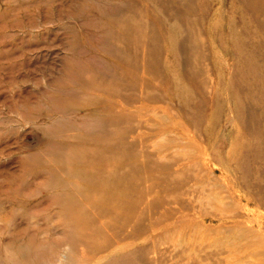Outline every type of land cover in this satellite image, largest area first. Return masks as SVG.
I'll return each instance as SVG.
<instances>
[{
	"label": "rangeland",
	"instance_id": "obj_1",
	"mask_svg": "<svg viewBox=\"0 0 264 264\" xmlns=\"http://www.w3.org/2000/svg\"><path fill=\"white\" fill-rule=\"evenodd\" d=\"M255 1L254 15L244 0H0V264H110L135 249L111 234L116 223L131 231L109 200L107 161L125 153L132 167L157 157L184 169L207 214L177 238L190 256L213 250L220 264H264V208L253 193L264 186V3ZM125 14L144 26L137 69L120 61L114 41ZM190 57L201 72L188 71ZM117 73L136 83L130 98L113 101L107 90L86 106ZM118 101L138 119L121 153L108 136L111 112L124 115ZM250 114L256 135L247 131ZM67 152L86 165L67 164L60 179ZM95 227L105 234L99 255L76 243L81 228Z\"/></svg>",
	"mask_w": 264,
	"mask_h": 264
},
{
	"label": "bare ground",
	"instance_id": "obj_2",
	"mask_svg": "<svg viewBox=\"0 0 264 264\" xmlns=\"http://www.w3.org/2000/svg\"><path fill=\"white\" fill-rule=\"evenodd\" d=\"M263 1L261 0L262 3H264ZM244 2L248 5V8L251 9V12L254 15L260 11V6L257 1L244 0ZM117 21L116 24L120 27L121 32L114 37V41H117L118 46L121 47L119 48V59L125 65L127 64L134 69H137L139 65L137 62L138 47H141L146 41L144 26L142 23L140 24L139 19L134 14H125L118 18ZM132 34L136 35L134 38L135 47L133 51L129 48ZM190 34L192 36L191 40L193 41V38L195 39L196 34H198L197 28L192 27ZM189 48L191 49V47ZM196 52H198V49L193 45V55H195ZM187 67L191 74L193 72L202 71L198 63L192 65L191 57L188 60ZM117 74L112 77L110 81L111 84H106V88H101L99 85L96 87L98 94L89 95L86 98V106L91 103L95 104L94 102H96L100 96L103 97L105 94L104 92L107 90L111 93L110 99L114 101L115 96H122V94L124 95L127 91H130L128 94H131V92L136 89V83L131 80L133 85V87H131L129 85L131 81L127 80V76ZM128 94H125L127 97L124 96V101L130 98L128 97ZM92 98L93 100L89 102ZM119 104L120 101L115 104L118 105L117 111H123L124 115L116 114L115 111L111 112L110 121L113 122V124L108 135L112 142L110 148H113L116 153H119L121 151L120 148L126 144V134L128 135L132 131L133 126L136 125L135 122L138 121V119H134V116L130 111L125 110L124 107ZM247 121V131L252 135H256L260 129L258 124L259 121L255 119L253 114L249 115ZM139 124L141 125L140 119ZM137 137L141 138V136ZM109 138L107 139L108 141H110ZM133 141L135 142L134 139ZM67 153L68 156L65 154L61 155L58 164L62 167L59 169L60 172L54 174L55 177L60 179L64 178L67 173L72 170L73 167L67 168L69 167L68 165L74 162L75 166L80 163L84 166L86 165L85 160L81 158L83 156L79 155V157L77 152ZM127 158H129V156L125 153L122 154V156H114L111 158V161H107L111 167V171H115L113 175L114 183L109 198L110 202L114 205L112 212L117 221H119L122 216L125 217V219H123L125 222L122 225V228L131 227V231L126 233L121 231L122 229L118 230V224L116 223L113 225L114 232L111 234L121 236L122 241L134 240V246L135 243L137 245L134 249V247L132 248L131 242L128 245V248H132L130 251H126L123 254L116 256L112 255L110 257L112 260L110 264H204V260L209 261L210 259L214 261L212 264H220L222 260L217 255L220 254V252L215 253L213 250H205L202 252V255L192 257L188 254L189 247H187L186 244H180L181 241L177 239L178 236L183 237L193 233L196 227L194 220L197 216L203 218L207 215L206 212H202V205L190 197L192 191L187 189L189 179L187 178L185 171L182 174L184 169L173 170L172 168H169L168 165L159 162L157 157L155 161L151 160L149 164L147 162L145 163V160L142 159V162L139 165H134L132 167L130 161L126 160ZM127 166H130L131 169L133 168L132 170L135 172L120 173V170ZM240 166H242V164ZM146 174L150 176L155 175L150 188H146L145 186L144 181L147 178ZM253 193L255 199L259 201V206L264 208V186H256ZM64 206L66 207L67 204H64ZM68 206L72 207L71 204ZM69 213H72L71 208L67 211V214ZM174 218L176 219L174 220ZM79 222L80 220H78V223ZM80 225H82V223ZM74 226L77 227V222H75ZM216 232L219 234L220 229ZM102 235L103 231L100 227H95L92 231H87L81 228L77 235L78 239H76V243L83 245L87 248L88 252L99 255L105 251L104 242L102 245L100 240ZM165 243H167V247L162 248V245ZM196 253L197 252H195V254ZM71 256L70 252H68L65 261L70 262L71 258L68 257ZM251 256L253 255L251 254Z\"/></svg>",
	"mask_w": 264,
	"mask_h": 264
}]
</instances>
